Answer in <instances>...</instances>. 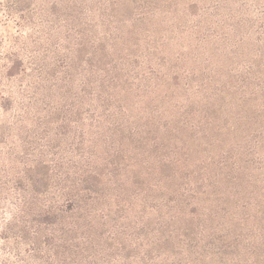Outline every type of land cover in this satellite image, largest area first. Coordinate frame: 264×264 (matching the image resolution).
Segmentation results:
<instances>
[{"label": "rangeland", "instance_id": "1", "mask_svg": "<svg viewBox=\"0 0 264 264\" xmlns=\"http://www.w3.org/2000/svg\"><path fill=\"white\" fill-rule=\"evenodd\" d=\"M0 264H264V0H0Z\"/></svg>", "mask_w": 264, "mask_h": 264}]
</instances>
